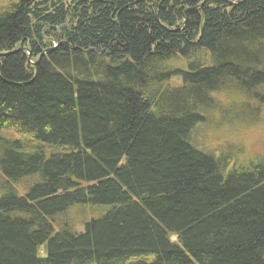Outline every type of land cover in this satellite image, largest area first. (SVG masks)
I'll return each mask as SVG.
<instances>
[{
	"label": "trees",
	"instance_id": "obj_1",
	"mask_svg": "<svg viewBox=\"0 0 264 264\" xmlns=\"http://www.w3.org/2000/svg\"><path fill=\"white\" fill-rule=\"evenodd\" d=\"M0 264H264V0H0Z\"/></svg>",
	"mask_w": 264,
	"mask_h": 264
},
{
	"label": "rangeland",
	"instance_id": "obj_2",
	"mask_svg": "<svg viewBox=\"0 0 264 264\" xmlns=\"http://www.w3.org/2000/svg\"><path fill=\"white\" fill-rule=\"evenodd\" d=\"M171 84L174 85V86H177V85H179V82H178L177 80H173V82H172ZM257 133H258V132H257V130H256V127L250 128L249 131L247 130V132L245 133V134H249V135H248L247 137H245V138H249L250 136H252V137L255 138L256 140H258V139H259V136H258ZM170 241H171V242H175V241H176V238L172 236V237L170 238Z\"/></svg>",
	"mask_w": 264,
	"mask_h": 264
}]
</instances>
